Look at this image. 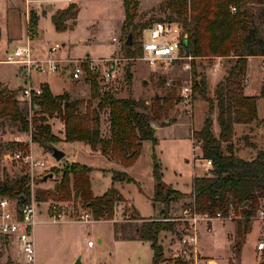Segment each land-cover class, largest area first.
<instances>
[{
  "label": "rangeland",
  "instance_id": "374dc122",
  "mask_svg": "<svg viewBox=\"0 0 264 264\" xmlns=\"http://www.w3.org/2000/svg\"><path fill=\"white\" fill-rule=\"evenodd\" d=\"M72 1L74 3L71 4H75L80 8V12L77 24L73 20L68 21L71 31L60 34L55 30L49 18L42 20L39 33L41 38L44 39L42 44L45 48H50L59 43L62 45V50L58 53V56H69L74 59L84 58L87 55L91 59H102L115 53L132 59L131 61L122 62L117 82L104 85L97 78L71 82L72 89L71 93L68 94L73 100L83 102L90 100L92 90L89 81L91 79L98 83L101 94L115 91L118 97H129L131 95L135 100L145 101L148 108L155 97H167L169 95L173 97V106L168 115L162 120L154 122V126L166 127L155 132L157 144L154 145L151 141H146L139 161L132 167L125 169L135 182L118 187L124 197L143 217L156 214V216L149 219L175 224L172 232L165 231L166 234L160 237V245L162 244L163 246H161L164 248L159 264H261L264 251H257V245L264 237L263 223L253 221L250 230L246 233L241 227L242 233L244 232L243 235L239 233L240 220L237 216L232 220L199 222L196 232L201 235V238L195 248L184 246L181 243L183 235L194 233V230L185 220H180L183 215L179 217L191 201L182 199L173 203L168 219L161 215L163 206H159L161 212L158 213L152 205L151 198L154 194L153 163L155 157L163 169L164 182L184 196L191 194L193 178L196 175L203 176L209 169L201 159L196 158L200 153L198 148L194 149L195 145L192 137L193 133L203 128L206 118L209 116H212L214 121L213 133L218 134L216 111L211 114L209 103L204 101L198 93H194L193 113L191 114L187 112V108L181 103V99L177 102L180 98L182 83L190 80L193 74L184 71L181 65H175L170 70H165L162 66L151 67L144 62L141 59V40L144 30L140 34H135L133 39L135 46L131 51L124 48V42L128 36L126 35L128 30L125 33L123 31L125 0ZM162 1L129 0L130 15L133 16L135 28L139 29L143 25L148 27L156 21H168L167 18L170 13L160 8ZM50 2L56 6L66 5L62 0H51ZM136 2H138V5ZM48 3L44 0H34L33 5L45 6ZM25 8V0H0V25L3 32L0 40V60L6 59L8 51L26 42ZM250 11L254 16L253 23L258 29L259 36L264 40V8L259 4H254L251 5ZM9 38L13 41H10ZM113 38H116L117 42H113ZM47 50L45 51L47 52ZM133 52H135V55H133ZM229 61L228 59L226 62L227 68L218 74L212 73L214 62L211 60L205 58L197 61L198 72L204 73L208 79L209 98H214V90L217 84L230 69L231 64ZM14 68H16L15 65L0 63V75L6 73L9 76V72ZM9 77L11 81L12 78ZM34 79L36 78L34 77ZM14 83L16 86H26V80L22 77L17 78ZM67 86V80L53 81L55 91H60L61 87L65 88ZM247 87V92L259 96L264 89V56L248 58ZM81 91H84L85 94H80ZM18 98L21 108L27 110L30 131L23 132L21 125L10 118L2 121L3 129L0 132V182L7 178H18L22 174L30 176L32 183L31 200L35 202L39 221L34 238L36 264H75L79 258L82 264H152L153 253L150 243L142 241L117 242L114 239L112 222L110 221L124 223L130 218L129 215L132 216L133 214L142 218L127 201L124 205L125 212H123L122 206L119 205L117 209H114L112 220L94 221L92 216L93 221L90 223L80 222L81 215L91 213L84 206L78 205L77 210H75L73 205L69 203L57 204L52 201L39 203L36 201L35 192L38 189H53L61 177V173H57V171L62 170L67 165L50 168L51 166H59L52 155L49 152L45 153L39 145H35L34 149H31L34 119L38 116L29 111L28 103L24 100L21 91ZM97 101L95 100L93 103L96 104ZM261 104L262 101H260ZM147 112L149 113L150 110L148 109ZM260 114L264 117L262 108ZM106 117L107 115L103 113L104 128L107 126ZM48 123L55 135L60 134V129L63 126L58 118H48ZM174 125L175 127L172 128L167 127ZM257 128L259 131L255 132L254 130L251 135H249V128L239 127L237 129L236 145L243 152L240 155L243 154L246 159L252 151L245 145V134L249 135V143L262 145V148H264V128L262 126L255 127V129ZM14 143L28 144V151L23 152L19 148L13 147ZM67 153L69 155L67 160L74 159L92 169V187L95 194L101 195L110 189L113 180L108 170L111 165L105 158L86 153L81 145L69 146ZM8 154H17L21 158L11 162L7 158ZM27 155L34 160L45 159L50 169L36 168L32 172L29 166L21 160L22 157ZM49 174H53L54 179L43 182V178ZM139 185L141 188H138ZM261 205H264V203ZM54 206L58 207L59 213L62 215V219L55 223L52 222V215L55 214ZM132 223L135 225L141 224V221H133ZM99 239H102L103 242L99 243ZM90 241L93 242L94 246H88ZM238 243L243 244L240 254L238 247H235ZM18 251L13 249V245L0 246V264H23L22 257L17 253ZM175 254H178L179 257L175 258Z\"/></svg>",
  "mask_w": 264,
  "mask_h": 264
},
{
  "label": "trees",
  "instance_id": "16d2710c",
  "mask_svg": "<svg viewBox=\"0 0 264 264\" xmlns=\"http://www.w3.org/2000/svg\"><path fill=\"white\" fill-rule=\"evenodd\" d=\"M254 4L264 8V0H163L160 6L170 13L167 20L181 25L187 34L183 41V51L194 58V92L209 103L211 114L216 111L219 126V134L215 135L212 130L214 121L209 116L203 128L193 133L194 139L200 143L201 158H198L209 160L212 164L207 173L193 180L191 202L187 207H192L197 214L209 216L218 213L227 216L233 211L240 220V234L244 233L241 227L245 233L250 230L252 217L264 203V150H258L257 145L249 143V135L255 127L264 128V122L258 118V100L264 98V89L260 96L246 94L248 58L264 56V40L259 36L250 11ZM124 8L123 31L125 33L128 30L124 48L131 51L135 43L133 40L131 45H127L129 35L132 34L134 39L135 34H140L147 26L135 28L129 0L124 1ZM78 14L79 8L75 4L58 10L52 16L56 31H67L68 21H76ZM38 19L36 13H30L28 34L32 40L39 35ZM209 57H224L231 64L224 78L217 84L212 99L208 97L207 76L198 72L196 64L198 60ZM89 82L92 92L90 100L86 102L73 100L68 93L55 96L48 85L42 86V95L33 100L31 107L28 104L29 111L38 116L34 119L31 142L39 144L46 152L49 147H56L61 139L52 132L48 123V118L56 117L62 123L60 132L65 142L85 143L124 168L112 172L113 183H134L135 180L125 169L138 161L144 142L157 144L154 122L168 115L173 106V97H155L148 108L145 101L135 100L131 95L118 97L115 91L101 94L98 83L94 79ZM20 91L0 90V132L3 129L2 121L6 118L19 123L23 132L30 131L27 110L20 106ZM95 100H98L96 104L93 103ZM34 105L38 106L37 110ZM103 113L107 115L105 128ZM237 126L249 128V135L245 134L244 141L253 150L251 159L239 156L241 151L236 145ZM12 146L23 152L29 148L28 144L22 143H14ZM57 173H61V177L53 189H38L35 192L37 202L69 203L75 210L81 205L91 211L96 221L112 220L117 204L126 202L115 187L96 197L90 178L92 169L86 165L70 164ZM153 179L152 205H162L161 215L168 219L172 204L185 196L164 182L163 169L156 157ZM31 196L32 183L28 174L0 182V198L9 197L22 205L31 202ZM133 221H141V224L135 225ZM174 225L171 222L139 218L133 214L124 223L114 224V238L116 241L150 243L152 264H159L163 255L159 236L165 231L172 232ZM235 247H238L240 254L243 244L238 243ZM261 264H264V257Z\"/></svg>",
  "mask_w": 264,
  "mask_h": 264
},
{
  "label": "built area",
  "instance_id": "2783aa9c",
  "mask_svg": "<svg viewBox=\"0 0 264 264\" xmlns=\"http://www.w3.org/2000/svg\"><path fill=\"white\" fill-rule=\"evenodd\" d=\"M142 35L141 59L149 66H162L165 70H170L175 65H181L184 71L192 74L194 58L187 56L183 51V41L187 38V34L181 25L165 20L156 21L144 29ZM113 42H117V39L113 38ZM61 50L62 45L57 43L51 46L44 55H40L38 49L33 45V40L28 37L23 45L7 52L3 63L15 65L18 68V74L26 80V86L21 93L30 107L33 100L40 97L43 93L42 86L37 87L32 84V78L35 74L63 75L75 82L97 78L99 82L108 85L117 82L119 79L122 62L132 60L116 53L102 59H91L90 57L74 59L69 56H58ZM207 60L214 62L211 70L214 74L221 73L227 68V59L224 57H209ZM194 93L192 77L190 80L183 82L180 87L181 103L186 106L189 114L193 113ZM34 107L35 110L38 109V106L34 105ZM192 141L195 145L194 149L198 148L199 150L200 143L194 139V136ZM7 158L12 162L14 160L17 161L21 156L8 154ZM196 158H198V155ZM21 160L29 166L32 172L36 168H48L45 159L34 160L27 155L22 157ZM204 162L211 167V161L204 160ZM117 208L118 206L115 207V209ZM53 210L55 214L52 215V222L55 223L62 219V215L59 213L57 206H54ZM37 215L35 202L32 200L29 203L19 205L16 200L9 197L0 198V246L16 244L22 256L23 264H36L34 231L39 223ZM182 215L180 220H185L191 226V229L194 230V233L183 235L181 243L184 246L195 248L201 238V235L196 232L199 222L209 223L237 218L233 211L229 212L227 216L221 213L215 216L197 214L190 206L184 209ZM251 220L252 222L258 221L264 224V205L258 209ZM92 221L91 214L80 216V222L82 223H90ZM88 246L92 247L93 242H88ZM257 251H264V237L261 238L257 245Z\"/></svg>",
  "mask_w": 264,
  "mask_h": 264
},
{
  "label": "crops",
  "instance_id": "0c3cea01",
  "mask_svg": "<svg viewBox=\"0 0 264 264\" xmlns=\"http://www.w3.org/2000/svg\"><path fill=\"white\" fill-rule=\"evenodd\" d=\"M36 1V0H35ZM45 2H50L51 0H44ZM64 3H66V5H63V6H56L54 3H52V2H50V3H48V4H46L45 6H41V5H33V2H34V0H25V18H26V40H27V38L29 37V34H28V24H29V16H30V13L31 12H34V13H36L37 14V16H38V33L40 32V25H41V22H42V20L43 19H46V18H49V20L52 22V16L58 11V10H64V9H66L71 3H74L72 0H62ZM124 11H125V9H124ZM79 12H80V8H79ZM125 13V12H124ZM27 14V15H26ZM79 15V14H78ZM125 16V15H124ZM77 20H78V17H77V19H76V21H75V23L77 24ZM52 24H53V22H52ZM75 24V26H77ZM53 26H54V24H53ZM54 28H55V26H54ZM56 30V29H55ZM73 30V29H72ZM67 31H71L70 29H68ZM67 31H65V32H67ZM2 26L0 25V40H1V38H2ZM60 34H63V33H60ZM12 38H16V37H12ZM9 40L11 41L12 39L11 38H9ZM43 38H41V35H40V33H39V35H38V37L35 39V40H33V45L35 46V48H37L38 49V51H39V54L40 55H44L45 53H46V51L45 50H47L49 47H47V48H45L44 46H43V44H42V42H43ZM13 41V40H12ZM16 42H18L17 40H15ZM59 44V43H58ZM87 57H88V55H87ZM4 60V59H3ZM3 60H0V63L1 64H6V63H3ZM6 65H9V64H6ZM10 74H9V76H11V81H10V77L5 73V74H2V75H0V88H2L3 89V87L4 86H6V89H9V90H18V89H20L21 88V90L25 87H22V86H19V85H15V81H17V78H20L21 76L18 74V68L16 67V68H14V69H12L10 72H9ZM34 77L36 78V79H34ZM67 80V82H68V86L67 87H65V88H63V87H61V89H60V91H55L54 90V87H53V81L55 80ZM13 80H14V82H13ZM71 82H74V81H72V80H70L69 78H67V77H65V76H63V75H54V76H50V75H39V74H35L34 76H33V78H32V84L34 85V86H44V85H48L49 86V88H50V90L52 91V93L55 95V96H58V95H62V94H64V93H71V89H72V87H71ZM248 88V87H247ZM247 90V89H246ZM80 94H85V92L84 91H81L80 92ZM246 94L247 95H249V96H259V95H254V94H251V93H249V92H247L246 91ZM261 99V100H260ZM259 100H258V118H259V120L260 121H263L264 120V117L260 114V110H261V108L264 110V98H260ZM260 101H262V104L260 105ZM218 125V124H217ZM167 127H170V128H172V127H175V125L174 126H167ZM239 127H242V126H237V128H236V132H237V129L239 128ZM162 128H166V127H159V126H155V132L158 130V129H162ZM218 128H219V126H218ZM62 129V128H61ZM60 129V130H61ZM263 130V129H262ZM198 131H200V130H198ZM256 131H259V129L257 128V129H255V132ZM218 134H219V132H218ZM217 134V135H218ZM58 136H59V138L61 139V142H59V143H57L56 144V147H58V148H60V150H62L64 153H65V157L60 161V162H57L58 163V165L59 166H51L50 168H53V167H63L64 165H68V164H75V163H77V164H82V163H80V162H77V161H75L74 159H71V160H67V158H69V155H68V153H67V148L69 147V146H73V145H81V147H82V149L86 152V153H88V154H90V155H94V156H101V157H103V158H105L109 163H110V165H111V168L108 170V172L110 173V175H111V178H112V172L113 171H115V170H122V169H124L119 163H117L116 161H113V160H111L109 157H107V156H104V155H102L101 154V152L100 151H94V150H92L91 149V147L89 146V145H87V144H85V143H82V142H72V143H69V142H65V140H64V135L60 132V134H58ZM190 137V136H189ZM190 139H191V137H190ZM145 143V142H144ZM144 143H143V146H144ZM253 143H255V142H253ZM35 145L36 146H38L39 144H37V143H32L31 142V149L33 150L34 149V147H35ZM256 145V144H255ZM40 147V149H42V150H44V148H42L41 146H39ZM257 147H258V150L259 149H263L264 150V148H262V145L260 146V145H257ZM250 150V149H249ZM250 151H253V150H250ZM44 152L45 153H47L45 150H44ZM143 152V151H142ZM199 153H200V149H199ZM240 153H243V152H240ZM240 153H239V156H241L243 159H246V158H244L243 157V154H241L240 155ZM252 153V152H251ZM251 153H249V157L247 158V159H251L252 157H253V155L254 154H251ZM199 155H201V153L199 154ZM198 155V156H199ZM200 157V156H199ZM140 159V158H139ZM139 159H138V161H139ZM197 159H199V158H197ZM202 160V159H201ZM66 161V162H65ZM203 162H204V160H202ZM205 163V162H204ZM206 164V163H205ZM82 165H84V164H82ZM87 166V165H86ZM206 166L210 169V167L206 164ZM50 168H48V169H50ZM208 169V170H209ZM47 170V169H46ZM45 170V171H46ZM35 171V170H34ZM93 172L90 174V178H91V183H92V179H93ZM196 177H199V176H195L194 178H193V180L196 178ZM54 179V178H53ZM44 182V181H43ZM47 182V181H46ZM137 182V181H136ZM138 183V182H137ZM192 183H193V181H192ZM124 184H126V183H124ZM120 185H123V184H120V183H113L112 182V184H111V186H110V188L111 187H115L117 190H119L118 189V187L120 186ZM154 185H155V182H154ZM169 185V184H168ZM136 186V185H135ZM138 187V186H137ZM138 188H141V186L139 185V187ZM92 190H93V187H92ZM176 190V189H175ZM108 191V190H107ZM107 191H105V192H103L101 195H97V194H95L94 193V191H93V193H94V195L96 196V197H99V196H102V195H104ZM119 192L121 193V191L119 190ZM179 192V191H178ZM121 195L124 197V195L121 193ZM153 196H154V194H153ZM191 196H192V192H191V194L189 195V194H186V196H185V198H184V201H191ZM124 199L129 203V205H131L133 208H135L131 203H130V201L129 200H127L125 197H124ZM152 199H153V197L151 198V201H152ZM125 203L126 202H124V203H119V204H117V206H119V205H121L122 206V208H123V212H125V208H124V205H125ZM162 207V205H160V204H158V205H156V210H157V212L158 213H160L161 211V208L160 207ZM135 210L137 211V209L135 208ZM183 212V211H182ZM91 214V213H90ZM137 214H140L138 211H137ZM141 215V214H140ZM130 217H131V215H129ZM142 216V215H141ZM153 216H156V214H154ZM153 216H149V217H143L142 216V218H150V217H153ZM182 216V213H181V215L179 216V217H181ZM139 217V216H138ZM139 218H141V217H139ZM104 221V220H103ZM110 222H112V229H113V236H114V224L115 223H119V222H114V221H110ZM36 233V228H35V231H34V238H35V234ZM163 234H166V232H162L161 234H160V236H159V242L161 243V238L160 237H162V235ZM38 235V234H37ZM115 239V238H114ZM103 242V240L102 239H99V243H102ZM117 242H119V241H117ZM13 245V249L14 250H18V247L16 246V244H12ZM151 245V244H150ZM162 245V244H161ZM94 246V245H93ZM163 246V245H162ZM164 248V247H163ZM17 253H19L18 255H20L21 256V254H20V252L18 251ZM152 253H153V251H152ZM153 255V254H152ZM22 257V256H21ZM174 257L175 258H178V254H175L174 255ZM152 259H153V256H152ZM85 264V263H84Z\"/></svg>",
  "mask_w": 264,
  "mask_h": 264
},
{
  "label": "water",
  "instance_id": "95a60500",
  "mask_svg": "<svg viewBox=\"0 0 264 264\" xmlns=\"http://www.w3.org/2000/svg\"><path fill=\"white\" fill-rule=\"evenodd\" d=\"M132 42H133V36H132V34H130L128 39H127V45H131ZM3 89H6V86H4ZM48 152L52 155L54 160L57 161V162H60L65 157V153L62 150H60V149H58V148H56L54 146L49 147L48 148ZM52 179H53V174H49L48 176L43 178V181L46 182V181L52 180ZM75 264H82L81 263V259L80 258L77 259Z\"/></svg>",
  "mask_w": 264,
  "mask_h": 264
}]
</instances>
